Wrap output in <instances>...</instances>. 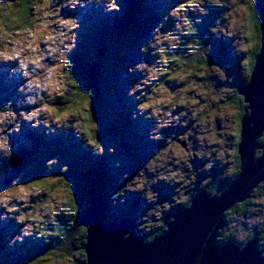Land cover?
<instances>
[{
	"label": "rangeland",
	"instance_id": "obj_1",
	"mask_svg": "<svg viewBox=\"0 0 264 264\" xmlns=\"http://www.w3.org/2000/svg\"><path fill=\"white\" fill-rule=\"evenodd\" d=\"M6 1L0 0V5ZM80 1L84 2L53 0L48 4L41 0L42 4L33 10L32 32L24 29L10 37L0 23L3 28L0 30L3 38L0 43V227L7 226L13 219L12 235L7 239L9 248H15L16 243L23 245L25 239L33 241L38 235L39 223L46 218L58 216L67 220L72 215L67 211L64 217L59 216L65 206L63 202L73 197V189L66 185L74 183L66 182L57 173L53 187L44 181L47 176L35 175L24 182L26 179L15 178L16 174L10 178V185L3 186L7 182L4 161L12 154L8 144L15 142L16 151L22 149L33 130L50 141L70 135L73 142L67 143L68 146H86L87 152L96 157L104 154L112 183L111 189L104 188V194L101 193L105 200H110V206L104 210L107 220L110 215L120 221L135 218L139 225L136 222L132 231L139 230L148 236L162 227L166 213H173L193 192L205 187L211 175L218 179L230 175L232 150L234 144L237 145L233 135L241 129L234 117L237 108L232 103L235 90L249 74L246 61L254 48L255 38L251 35H256V27L248 24V18L250 11L257 8V0H180L173 10L172 0H151L158 21L151 26L148 36L144 40L140 38L132 48L122 36L96 37L94 33L99 29L95 21L84 24L77 34V22L72 16L80 15L79 5L90 7L89 2ZM112 1L110 10L97 23L108 22L113 16L111 13L119 11L120 0ZM212 12L217 16L214 34L206 49L190 53L200 56V65L195 64L189 77L184 78L177 71L184 66L173 61V57H178L179 48L183 49L188 43L193 26L195 29L201 24V28L208 27L206 17ZM71 30L74 31L72 39L69 38ZM89 36L95 38L91 42L93 46L103 48L105 55L102 67L106 85L102 86L104 100L98 104V109L93 101L83 104L77 99L65 116L53 112L48 102L32 108L40 97V89L32 85L39 81L35 75L42 67L46 68L42 82L49 87L43 97L48 96V101L59 98L64 86L61 79L64 60L70 50ZM63 44L66 47L63 48ZM54 54L51 61L44 62ZM19 55L24 58L21 65L17 63L22 69L15 72L14 77L20 80L17 87L10 78L14 71L10 70L7 83L1 80V73L3 65L10 66ZM172 62L176 70L165 75ZM22 74L23 78L28 75L31 85L22 79ZM81 110L93 112L94 123L78 120ZM17 115L20 118L15 119ZM22 129L26 130L25 134L20 133ZM90 129L97 134L94 139H99L98 142L92 140L93 144L89 139ZM261 140L263 138L259 144H263ZM74 146L70 147L71 153L76 151ZM257 148L260 154L259 145ZM50 158L54 159L52 167L56 172H62L69 164V155ZM89 202L85 200L80 210H85ZM248 207L229 215V230L224 234L234 233L236 241L233 242L240 247L251 240L253 233L263 229L264 186ZM32 214L34 217L29 218ZM40 226L47 231L50 224L44 222ZM258 239L264 248V234ZM0 250H3L1 245ZM2 252L0 264H6L4 260L1 263ZM78 258L47 259L39 264H75Z\"/></svg>",
	"mask_w": 264,
	"mask_h": 264
},
{
	"label": "trees",
	"instance_id": "obj_2",
	"mask_svg": "<svg viewBox=\"0 0 264 264\" xmlns=\"http://www.w3.org/2000/svg\"><path fill=\"white\" fill-rule=\"evenodd\" d=\"M40 1L41 0H7L3 5H0V23H2L4 30L8 31L10 37L13 34L18 33L20 30L29 29V31H33V10L34 7H36L38 4L39 6L42 4ZM42 1L43 3H45V0ZM148 1L149 3H147ZM46 2L50 4L53 2V0H46ZM151 3V0L120 1L119 4L121 8L119 9L120 11H117L118 14L114 15L108 22L105 21L97 24L99 30L94 33L95 36L98 37L99 35H101V37H104L106 39L114 38L115 35L122 36L128 39V42L131 46L130 48H132L136 45V42H138L140 38L141 40H144L148 36L149 29H151V26H155L158 21L159 16L154 13V9ZM263 3L264 0H257V2L255 3V8L257 7V10L254 9L253 11H250L248 24H254L258 32L257 36L255 34H252L251 38L257 37L259 44L256 47L255 51L254 48L250 51L251 59H247L246 61V67L249 68V74L245 77L247 79H243L244 81L239 85L237 91H235L236 94L239 93V89L241 87L245 86L248 83L250 74L254 67L255 59L259 54V11ZM223 8L224 6L222 5L221 9ZM217 14H220V12ZM206 19L208 21L205 22V24H208V27L201 28V26L203 25L201 24L197 29H195L196 26H193L187 38L189 39L188 43H186V46L183 47L184 50L180 48L179 50L177 49L178 52L176 54H178V57L177 55L173 57V61L177 62V64L181 63L184 66V69H182V67L177 70L179 72L178 75H182L184 78L189 77L190 69H193L195 64L200 65V56H194L190 53H194L199 49H206L207 42H210L209 40L214 34L213 28L217 23L216 12L210 13V15L206 17ZM91 27L95 30V26L93 24H91ZM3 28L0 27V30L3 31ZM196 36H199L198 39H196ZM2 39L3 38L0 37V43ZM94 39L95 38L91 36L85 37L83 39V42L80 41L75 49L70 50L67 58L64 61V66L62 68V75L64 76H61V79L63 80L65 87H62L63 90L60 93L59 98L51 100L49 102V108L60 116L69 114V110L74 106L76 99L80 100L83 104L93 101L96 109H98L99 107L98 104H100L104 100L102 86L106 85V82L103 73L102 60L105 55L103 48H95L93 46L94 43L91 42ZM186 52H189V54H187ZM162 55H164V53H162ZM190 55L194 59L191 62L189 60L191 58ZM167 62L168 60H166L165 64H167ZM205 64H207V62H205ZM172 66L173 62L170 63V69L165 70V75H167V72L172 73L173 70H176L174 66L172 69ZM239 99L241 102H243L242 96H240ZM243 107L244 106L242 105L238 121L240 123L243 117ZM92 113L93 112L91 111L81 110L79 111L78 120L80 119L85 124L94 123L95 118L93 117ZM106 115H109L108 112L106 113ZM31 132L32 134L28 135L29 138L27 141V143L30 144L26 143L22 146V149H18L14 155L11 154L9 159L4 161L7 182L3 186L10 185V182L12 181L10 180V178H12L14 174H16L15 176L17 177L15 178H19L20 180L26 179L24 180V182L30 181L35 177V175H40L41 178L47 176L44 181L48 186L53 187L55 183L54 176L57 173V175L62 176V179L66 182L68 181L70 183H74L66 185L68 188L73 189V197L68 201L63 202L65 206L63 210L60 211L59 216L64 217L67 211L71 212L72 215L70 216V219L67 220L60 219L58 216L57 218H46L44 222H48L50 224L49 230L46 231L41 228L40 224L44 222H40L37 227L38 235L36 236V238L33 241L31 239H25L23 245H17L16 243L15 248L7 247V239L9 235H12L13 231V219L9 220L7 226L0 227V245L3 249L0 250V253L1 251H3L2 254L4 255V259H2L1 263L4 260L6 264H39L40 261H45L47 259L59 260L62 258L65 259V257L68 256L70 258L79 257L78 259H76L75 264H80L82 261L86 260V255L81 247L84 244L87 236V229L80 225V221L85 215L86 211L90 208L91 204L89 202L85 210H80L79 207L82 206L85 200L90 201L91 192L93 190L97 189L100 191V193H103L104 188L109 187V189H111L110 185L112 183L109 182V172L107 170L104 154H101L98 157L93 156V154L87 152L88 150L86 146L84 147L81 145H72L74 146V149H76V151L72 150L73 153H71L70 147L72 146L67 145V143L73 142L72 140H70V135L58 136L57 138L51 139L50 141L49 139L46 140L45 138H43V136L38 131L33 130ZM89 134H91L90 136L88 135L91 143L92 140H96L95 142L99 141V139H94L97 134H95L92 129H90ZM262 145H264V142ZM56 155H69V164L64 167V170L62 172H56L54 167H52V162L54 161V159L50 157H55ZM44 165L45 167L42 168ZM238 171L239 170H237L236 173L234 172L231 178L235 177L236 174H238ZM110 177H112L111 174ZM57 178L59 179V177ZM210 179L211 181L208 182L205 187L197 189L198 191L196 192L214 194L215 190H223L228 187V180L226 178L220 177V179H218L217 177H212L211 175ZM30 186L33 185L30 184ZM197 193L193 192L191 196L186 200V202L179 204L178 207L176 206V209L173 213H166V216H164V220H162V227L152 231L149 236L139 230L135 232L138 236L144 237L145 241L151 242L155 236L160 235L165 231L168 223H170L173 219V214L190 206ZM252 200L253 199L251 197L245 203L237 205L234 209L226 214V226L225 229H223L221 232L222 236L218 239V243L222 244L228 240L236 241V239L234 238V233H230L227 236H224L226 231L229 230V215L237 212L238 210L245 211L249 208L248 206L252 203ZM105 201L107 208L108 206H110V200L106 199ZM35 215H37V213ZM37 216L41 217L43 215L41 213H38ZM30 217H34V214H32V216H29V218ZM113 217L116 216L110 215L109 221H120V218ZM134 221L138 224V221L135 218ZM263 234L264 227L259 233H253L254 236L251 239L256 237L258 238V236H263ZM246 243L243 246H245ZM261 249H263L262 251H264L263 247H261ZM1 257L2 256L0 255V259ZM80 257H82V259Z\"/></svg>",
	"mask_w": 264,
	"mask_h": 264
},
{
	"label": "water",
	"instance_id": "obj_3",
	"mask_svg": "<svg viewBox=\"0 0 264 264\" xmlns=\"http://www.w3.org/2000/svg\"><path fill=\"white\" fill-rule=\"evenodd\" d=\"M258 35L256 29V36ZM260 50L248 83L239 89L245 113L241 119L238 145L239 172L215 195L201 193L190 206L173 214L165 231L145 241L135 231L133 218L107 220L106 201L99 190L91 192L90 208L80 225L87 229L80 264H264L256 237L240 247L231 240L218 243L226 214L249 200L264 184V149L257 156L264 136V3L259 11ZM259 41L255 38L254 51Z\"/></svg>",
	"mask_w": 264,
	"mask_h": 264
},
{
	"label": "bare ground",
	"instance_id": "obj_4",
	"mask_svg": "<svg viewBox=\"0 0 264 264\" xmlns=\"http://www.w3.org/2000/svg\"><path fill=\"white\" fill-rule=\"evenodd\" d=\"M120 1H122V0H120ZM180 0H172V3H174V5H171L170 7H172V10L178 5V4H180V2H179ZM183 1V0H182ZM87 2H89V5H90V7L89 8H85V6H82V5H79L78 7V13L80 14V15H78V14H75V15H73L72 16V19L73 20H75L76 22H77V25H76V32H77V34L80 32V30H81V28H83L84 27V24H88L90 21L92 22V21H95V23H94V25L96 26V27H98L97 26V24H99V23H102V22H105L104 20L103 21H101L100 20V22L99 23H97V21H98V19H102L103 17H104V15L106 14V12H108L109 10H110V8H111V5H112V0H84V2L83 1H80L79 3H87ZM165 7L167 6V5H164ZM120 11V10H119ZM113 16L114 15H116V14H118V12H112L111 13ZM112 16V17H113ZM73 36H74V31L73 30H71V32H70V39H72L73 38ZM64 44H65V41L63 42ZM64 44L63 45H61L63 48L64 47H66V46H64ZM68 44H69V46L71 45V42H68ZM58 47H59V43H58ZM65 49H68V48H65ZM70 49V48H69ZM57 53V52H56ZM55 53V54H56ZM55 54L53 55V57H46L45 58V60H44V62L45 63H47V62H49V61H51L53 58H54V56H55ZM40 57H42V54H40ZM24 57H22V56H18V58H17V61L16 62H12L11 64H10V66H7L6 64L5 65H3V69H2V78H1V80L2 81H5L6 83H7V81H8V75L10 74V73H12L10 70H12V71H14V73H12L11 74V79H12V83L15 85V86H17V87H20V80H18L17 78H15L14 76H15V72H16V70L18 69L19 71L20 70H22L21 68H19V66L17 65V63H19L20 65H21V61H22V59H23ZM25 59H26V57H25ZM65 61V60H64ZM45 72H46V68H42V69H40V72H38L36 75H35V77L39 80V81H37L36 82V84H32V85H34V86H36L37 88H38V90H39V99H38V103H34L35 105H33L32 106V108H34L35 106H37V104H40V105H45L47 102L49 103L50 101H48V96H44L43 97V95L47 92V89H48V84H46V83H44V82H42L43 81V79H44V76H45ZM41 74H43V75H41ZM10 76V75H9ZM25 78V77H24ZM25 80H26V82L27 83H29L31 80L30 79H27V78H25ZM4 82V83H5ZM35 82V81H34ZM6 83H5V85H6ZM39 84H41V85H39ZM29 85H31L30 83H29ZM30 87H32V86H30ZM32 88H34V87H32ZM35 90H37L36 88H34ZM52 99V98H51ZM19 116L17 115V117L15 118V119H17ZM20 118V117H19ZM14 119V120H15ZM13 120V121H14ZM25 132H26V130H24V129H22V131L20 132V133H23V134H25ZM27 134V133H26ZM15 145H16V143L15 142H12L11 144L9 143L8 144V146H9V149H10V153H12V154H14L15 152H16V149H15ZM259 148L261 149V152L263 151V149H264V145H262V144H259ZM212 195V194H211ZM7 228V227H6ZM223 229V228H222ZM137 234V233H136ZM231 241H233V240H231ZM235 243V242H234ZM240 246V245H239ZM82 262H85V261H82ZM81 262V263H82Z\"/></svg>",
	"mask_w": 264,
	"mask_h": 264
},
{
	"label": "flooded vegetation",
	"instance_id": "obj_5",
	"mask_svg": "<svg viewBox=\"0 0 264 264\" xmlns=\"http://www.w3.org/2000/svg\"><path fill=\"white\" fill-rule=\"evenodd\" d=\"M248 60H250L251 59V54L250 55H248ZM235 91H237V89L235 90ZM241 95L238 93V94H236V92H235V94H234V98H233V107H235V108H237V110H236V112L234 113V117L236 118V120L237 121H239V116H240V112H241V107H242V105H243V102H244V99H243V102H241L240 101V99H239V97H240ZM229 98H230V96H229ZM228 98V99H229ZM244 106V105H243ZM245 113V107H243V113L242 114H244ZM238 124L240 125V122H238ZM240 130L241 129H239V130H236L235 131V133H234V135H233V137H234V140H235V143H237V145L236 144H234V147H233V150H232V157H231V160H230V175H229V177H227L226 179L228 180L227 182H228V185L230 184V182L235 178V177H233V178H231V176H232V174L235 172L236 173V171L237 170H239L238 168H239V159H238V145H239V142H240ZM259 155V153L257 152V156ZM227 166H228V164H227ZM223 169V168H222ZM226 171H227V169H226ZM225 171V172H226ZM222 172V171H221ZM239 172V171H238ZM237 175V174H236ZM222 178V177H221ZM262 186H264V184H262L260 187H259V189L258 190H256L254 193H253V195H252V199L254 200L255 198H256V196H257V194L259 193V191H260V188L262 187ZM252 200V201H253ZM262 227H264V223H263V225H261ZM258 233V232H257ZM259 237V236H258ZM259 238H261V236L259 237ZM260 241H261V239H260ZM259 247H261V243L259 244ZM262 250V249H261Z\"/></svg>",
	"mask_w": 264,
	"mask_h": 264
}]
</instances>
